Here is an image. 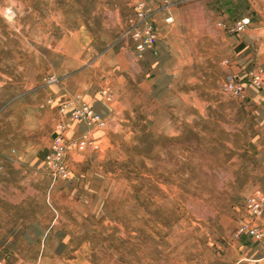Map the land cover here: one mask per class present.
<instances>
[{
	"label": "rangeland",
	"instance_id": "1",
	"mask_svg": "<svg viewBox=\"0 0 264 264\" xmlns=\"http://www.w3.org/2000/svg\"><path fill=\"white\" fill-rule=\"evenodd\" d=\"M263 3L0 0L4 264H264V206H245L264 194V62L233 55L264 58ZM229 74L246 99L223 93ZM57 137L68 178L45 162Z\"/></svg>",
	"mask_w": 264,
	"mask_h": 264
},
{
	"label": "built area",
	"instance_id": "2",
	"mask_svg": "<svg viewBox=\"0 0 264 264\" xmlns=\"http://www.w3.org/2000/svg\"><path fill=\"white\" fill-rule=\"evenodd\" d=\"M137 18L138 21L145 22L144 33L138 31L134 35L135 39L138 41L137 49L143 50L147 45L152 44L156 40L157 32L154 28L152 21L150 20V14L146 12L142 3L139 4L137 7ZM166 20L172 21L173 17L169 16ZM250 21L251 20L249 17L242 18L237 22L236 29L242 30L250 23ZM248 76L249 79L255 83H259L261 80V75L254 71L249 72ZM222 91L223 93L230 94L236 98L246 99L247 84L241 78L233 74H229L226 76L222 83ZM76 112V116H82L89 122V124L95 123L100 126L104 125V121L102 120L101 116L87 106L83 107L82 109H79ZM87 143L92 144L93 141L84 138L79 142L80 145H86ZM74 144L76 145L77 142H75ZM64 155L65 145L62 141V138L57 137L54 139L52 146L45 157V162L54 173H57L63 178H68L69 172L64 161ZM245 206L254 212L259 211L264 206V194L257 193L248 196V198L245 200ZM249 233L255 238H260L263 235V232L259 228H251L249 229ZM240 264L249 263L247 261H243Z\"/></svg>",
	"mask_w": 264,
	"mask_h": 264
},
{
	"label": "crops",
	"instance_id": "3",
	"mask_svg": "<svg viewBox=\"0 0 264 264\" xmlns=\"http://www.w3.org/2000/svg\"><path fill=\"white\" fill-rule=\"evenodd\" d=\"M263 10H264V3H263ZM249 30L254 31L257 29L250 27ZM247 36L251 37V36H254V34L247 33ZM243 45L244 44H241L240 47ZM244 47H245V49L239 50V52H237V53H236V48L235 47L233 48L234 62L239 63V64L244 63L246 65V64H250V63H253L254 61L259 60V62H256V63L263 65L264 58L263 59L256 58L255 53L253 51H247L246 50V48L247 49L249 48L248 46L245 45ZM261 155H263V161H264V146L261 149ZM21 227H23V226H21ZM33 227H36V225ZM17 228L20 229L19 226ZM11 238H12V236H9L8 238H2L0 240V264H4L3 262L6 261V259L8 258V254L5 253L4 251H2V249L4 246L7 245V243L11 240Z\"/></svg>",
	"mask_w": 264,
	"mask_h": 264
},
{
	"label": "clouds",
	"instance_id": "4",
	"mask_svg": "<svg viewBox=\"0 0 264 264\" xmlns=\"http://www.w3.org/2000/svg\"><path fill=\"white\" fill-rule=\"evenodd\" d=\"M11 13V9H7L5 12H4V15H5V18L8 20V21H11L12 20V15L10 14Z\"/></svg>",
	"mask_w": 264,
	"mask_h": 264
}]
</instances>
